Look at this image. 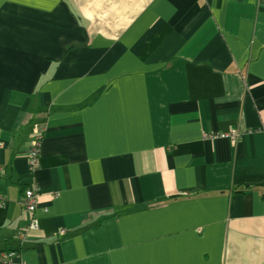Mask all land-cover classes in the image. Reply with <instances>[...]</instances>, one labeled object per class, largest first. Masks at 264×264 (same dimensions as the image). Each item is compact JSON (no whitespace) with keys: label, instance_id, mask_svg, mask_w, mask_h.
<instances>
[{"label":"crops","instance_id":"0c3cea01","mask_svg":"<svg viewBox=\"0 0 264 264\" xmlns=\"http://www.w3.org/2000/svg\"><path fill=\"white\" fill-rule=\"evenodd\" d=\"M0 194L17 264H264V0H0Z\"/></svg>","mask_w":264,"mask_h":264},{"label":"built area","instance_id":"2783aa9c","mask_svg":"<svg viewBox=\"0 0 264 264\" xmlns=\"http://www.w3.org/2000/svg\"><path fill=\"white\" fill-rule=\"evenodd\" d=\"M45 128L42 125L36 124L33 129V139L27 152L28 164L31 171L35 170L39 164L41 157L42 143L44 141ZM228 137L234 142L238 140L239 133L233 132L231 134H224L222 137ZM212 138V136H209ZM39 194L34 187L26 189L23 193L22 203L29 215H33L37 210ZM5 200L0 194V206H3ZM38 228V220L33 219L29 225V230H36ZM65 234V230L61 231ZM19 257L17 252L14 251H0V264H17L15 261ZM22 264V263H21Z\"/></svg>","mask_w":264,"mask_h":264}]
</instances>
